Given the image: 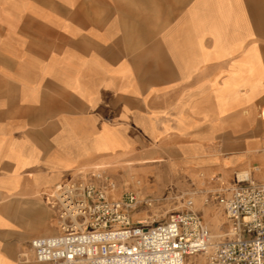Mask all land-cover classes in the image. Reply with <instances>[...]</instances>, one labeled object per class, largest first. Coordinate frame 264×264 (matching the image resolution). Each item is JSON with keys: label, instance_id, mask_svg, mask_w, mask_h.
<instances>
[{"label": "crops", "instance_id": "obj_1", "mask_svg": "<svg viewBox=\"0 0 264 264\" xmlns=\"http://www.w3.org/2000/svg\"><path fill=\"white\" fill-rule=\"evenodd\" d=\"M263 109L264 0H0V264H43V192L76 172L264 163Z\"/></svg>", "mask_w": 264, "mask_h": 264}, {"label": "built area", "instance_id": "obj_2", "mask_svg": "<svg viewBox=\"0 0 264 264\" xmlns=\"http://www.w3.org/2000/svg\"><path fill=\"white\" fill-rule=\"evenodd\" d=\"M55 189V205L47 200L60 207V233L31 243L38 263L186 264L199 254L206 264H264V187L240 186L218 197L232 238L216 241L192 212L174 213L163 223L135 220L138 205L152 203L136 192L111 200L104 186L71 180Z\"/></svg>", "mask_w": 264, "mask_h": 264}, {"label": "rangeland", "instance_id": "obj_3", "mask_svg": "<svg viewBox=\"0 0 264 264\" xmlns=\"http://www.w3.org/2000/svg\"><path fill=\"white\" fill-rule=\"evenodd\" d=\"M117 165L122 166V168L121 171L116 173L110 172L111 164H102L98 167L76 172L68 181L92 183L98 187L104 186L111 200L119 199L129 191L136 192L140 199L152 200L150 206L138 205L136 211L132 213L135 220H147L150 224L163 223L177 212H192L205 221L215 241L232 238L229 222L217 201L218 197L229 194L234 188L240 186L256 185L264 187V163L247 168H237L230 177L219 175L211 181H205L202 177L192 180L187 176L173 175L169 183L159 187H151L150 184L144 183L134 172L135 168L144 167L150 165V163L144 161L137 163L121 162ZM125 167L131 173H124L126 169L123 168ZM243 173L248 174L247 182L239 183V175ZM156 176L163 177L160 174ZM55 188L43 192L46 202L48 203V198L53 205H55V193L57 191ZM53 209L56 211L55 225L57 234H59L57 220L60 207L58 203L56 208ZM186 264H206V255L192 256L187 259Z\"/></svg>", "mask_w": 264, "mask_h": 264}, {"label": "bare ground", "instance_id": "obj_4", "mask_svg": "<svg viewBox=\"0 0 264 264\" xmlns=\"http://www.w3.org/2000/svg\"><path fill=\"white\" fill-rule=\"evenodd\" d=\"M262 116L264 118V112H263V115ZM247 178H248V174L247 173H243V174L239 175V181L247 180Z\"/></svg>", "mask_w": 264, "mask_h": 264}]
</instances>
